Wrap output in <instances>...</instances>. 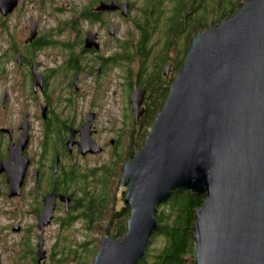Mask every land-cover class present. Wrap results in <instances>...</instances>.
Instances as JSON below:
<instances>
[{
	"label": "water",
	"instance_id": "obj_1",
	"mask_svg": "<svg viewBox=\"0 0 264 264\" xmlns=\"http://www.w3.org/2000/svg\"><path fill=\"white\" fill-rule=\"evenodd\" d=\"M17 4L0 0L1 15ZM99 10L127 17L128 4L101 2ZM107 33L114 34L111 24ZM36 34L32 20L27 42ZM84 42L99 48L92 31ZM169 71L166 64L164 75ZM144 94L138 88L131 94L136 115ZM80 138L82 155L101 152L88 131ZM17 159L6 169L9 197L19 195L25 178L27 162L19 153ZM120 185L129 209L126 234L102 238L92 264H139L157 230L158 208L176 190L205 196L195 213L194 264H264V0H245L232 17L191 38L141 149L123 164ZM59 198L67 206L69 199ZM55 200L47 195L38 217L39 263L46 259L44 228Z\"/></svg>",
	"mask_w": 264,
	"mask_h": 264
},
{
	"label": "flooded vegetation",
	"instance_id": "obj_2",
	"mask_svg": "<svg viewBox=\"0 0 264 264\" xmlns=\"http://www.w3.org/2000/svg\"><path fill=\"white\" fill-rule=\"evenodd\" d=\"M22 1L24 0H18V8L16 6L17 9L15 8L16 10L14 9L8 15L2 16L0 13V30L4 27L9 28L6 20L19 12ZM25 1L29 5H32L34 9H40L39 5L41 1H38L37 5H33L31 0ZM111 1L115 0H95L91 8V15L87 16L84 21H80L79 17L75 18L78 28L77 34L74 32V39L71 42L73 45L65 47L60 44L48 47L56 51V58H60V61H52L46 67L35 60V55L46 48L38 49L34 47V44L41 40L42 35L46 31L41 32L36 23L37 34L31 42H27L29 25L33 20L32 17L29 19L28 27L24 30V34L27 33V36L23 40L18 39L19 41H14L11 31L8 33V47L6 49L8 58L7 61L1 64L0 82L7 79L8 72L6 67L8 62L9 64L12 63L13 68L11 71L14 78L11 76V86L12 88L16 87L19 91L18 95L13 97L11 95V87L5 86L0 90V200L9 207L17 206L14 210L19 211L21 217H32L34 219L32 225L38 231L36 235L37 242L32 247L31 244L26 242L29 237H22L24 231L22 221L9 224L10 231L14 234H21L22 238L18 244V252L15 253L13 248L11 250L13 251L11 255L13 260L23 262L27 259L29 264H33L32 261H35V264H43L45 262H37L36 254L40 235L38 217L45 208L47 195L51 193L56 195L53 218L48 226L56 218L55 212L60 209H63L64 215H67L71 211V215L67 216V218H72V222L76 220L77 215L74 214L80 212L79 210H74L77 206L76 198L70 189H67L65 192L60 191L62 177L65 174H74V171L78 173L79 169H81L78 165L80 160L88 161L91 158H95L103 154L107 150V146L117 143L115 139L109 138L106 140V138H100L101 133L111 132L110 128L106 130L105 128H101L100 125L103 124V117L107 112L102 102L107 98L108 89L105 86L109 82L108 75L110 74V66L112 65V62H108L113 57L105 55L109 47L104 45V41H102L103 33L101 32L104 28H106L107 32L110 24L105 22L103 16L106 13L112 12L99 10V5L101 2L108 4ZM117 3L128 4V17L129 12L133 9L132 3L128 1ZM58 9L59 7L57 6V11ZM114 13L120 14L119 11ZM120 16L122 15L120 14ZM81 22L84 23L83 28L80 25ZM56 27L48 30H56ZM88 31L96 34V41L99 45L98 49H87L84 47V40ZM107 37L111 40L114 36L107 33ZM53 38L55 39V37ZM55 42L58 41L55 40ZM119 48L120 50L117 51L121 53L122 48L120 45ZM68 49L74 53V55L70 56V58L74 59L73 62H68L70 59L69 53H67ZM75 59L79 61L74 62ZM122 64L120 65L122 66ZM166 64H170V71L165 76L163 71ZM166 64L163 65V69L161 70V79L162 81L172 83L179 68L175 70L172 68L170 62ZM35 76H39L40 86L35 85ZM124 79L125 83L122 93H126L127 103L124 107L125 113L121 116L120 122L122 126L128 125L127 118L130 113L132 115V118H130L131 123L133 128H135L147 116V112L149 111L147 99L150 92L141 85H138L136 71H133L130 77L127 73ZM74 81H76V85ZM39 82L37 81V83ZM88 85L92 86L91 90L85 91L84 88ZM134 88L145 91L137 115L134 113L130 102ZM87 92L90 93L86 94ZM116 93H113V95L115 96ZM99 100L101 101L99 102ZM83 102L86 103V106L82 109L80 103ZM110 123L111 119H108L107 124ZM83 131H88L93 142L101 148L99 154H81L77 142L80 141V133ZM120 131L122 134L123 130L120 129ZM72 134L73 143L69 147L68 141ZM20 142H22L21 146ZM18 153L27 162L25 178L19 189V195L9 197L7 195L9 186L6 169H13L15 157ZM89 172L90 174L83 176L95 177V169H91ZM73 176L78 177L77 174ZM51 179L52 181H50ZM29 183H31V187H28ZM76 193L79 194L77 190ZM60 196L69 199L67 206L65 202L60 200ZM13 202L15 204L12 205L11 203ZM82 222L84 223V221ZM48 226L44 228V231ZM28 231L26 230V232ZM3 240L4 238L0 234V243Z\"/></svg>",
	"mask_w": 264,
	"mask_h": 264
},
{
	"label": "trees",
	"instance_id": "obj_3",
	"mask_svg": "<svg viewBox=\"0 0 264 264\" xmlns=\"http://www.w3.org/2000/svg\"><path fill=\"white\" fill-rule=\"evenodd\" d=\"M94 1L95 0L89 1V3L77 13H74V8H72L71 12L73 16L68 20L57 23L56 30H47L46 33L42 35L41 40L34 44V47L38 49H47L48 47L60 44L65 47L72 46L73 43H71V41L73 39L69 35L71 33L74 34V32L77 34L78 27L75 18L79 17L80 21H84L87 16L91 15V8ZM115 1L121 2L122 0ZM169 1L172 2L171 0ZM239 1L240 0H175L173 8L171 9V15L168 19L169 22L166 24L163 23V27H166V29L162 41L158 44H153V33L157 31L158 25L162 22V15L156 14L155 8L160 0H143V8L141 9L143 16L141 20L136 23V29L139 33L138 40L135 43L131 42V44H126V42L120 45L122 48L121 54L113 57L108 62H112L113 64L125 63L129 77L130 74H133L132 64L134 62L136 63L138 85H141L150 92L147 99L149 111L147 112V116L142 119L143 121L139 126H148L152 124L165 103L171 82L162 81V66L170 62L173 69H180L190 45L191 38L197 32L209 28L211 24L218 25L223 20L234 15L235 12L241 8L245 0ZM211 15L213 18L209 22ZM172 20H174L173 23ZM62 30L69 31L65 41L62 43L55 42L53 36H58ZM183 34H186L185 37H183ZM182 38H184L185 43L181 45ZM157 40H159V37ZM132 45L134 49L129 50L128 48ZM67 53H69V58L71 55H74L70 49H68ZM73 60V58H70L68 62H73ZM76 61L78 62L79 60L75 59L74 62ZM147 63L150 65L152 63L151 66L153 70L150 74L145 70ZM135 128L132 127L131 131H134ZM144 132H142L140 136H136L138 144L141 142L139 144L140 149L148 134V132ZM132 134L133 132L130 133V135ZM131 148L130 146L127 149L128 153H123L125 155L118 153L114 155L112 167L106 168V170L104 168L102 169V179L97 180L100 182L101 186L95 195L90 193V195H88L89 191H85V180L88 177H84L83 175L88 174L74 171V174H77L78 177H74L72 173L71 175L65 174L61 180L62 186L60 191L65 192L67 189H70L75 198L77 194L76 190L79 192V194H77L79 198H76L77 206L74 208V210L80 211L77 212V219L84 221V223L87 221L86 227L90 230L95 225L98 226L99 229L100 227L102 228L101 224L107 221L109 227L105 230L103 229V231L104 234L113 239H122L126 233V221L129 217V209L123 206L119 211L113 212V206H115L113 185L115 186L120 183L121 176L118 177V174L122 175V166L123 163L131 157ZM104 173L106 177H104ZM80 181L84 182V185H80ZM204 199V195H194L186 190H176L172 192L169 199L158 208L157 214L155 215L157 230L151 236L149 249L146 251L144 258L139 264H194L193 226L196 219V210L201 207ZM69 215H71V211L65 215L66 218L64 220H61V227L68 226L72 223V218H67ZM85 230L90 231L86 228ZM159 239L161 240L160 247L153 246V242ZM98 244L99 243L96 242L94 246ZM86 246L87 243H84L83 247L86 248ZM90 249L91 248L87 249V251L89 252ZM96 250L95 248L92 256L96 255ZM75 257L79 259L80 255L76 253L74 255V258ZM83 257L85 259L86 253ZM77 261V264H83V262ZM32 263L35 264V261H32Z\"/></svg>",
	"mask_w": 264,
	"mask_h": 264
},
{
	"label": "rangeland",
	"instance_id": "obj_4",
	"mask_svg": "<svg viewBox=\"0 0 264 264\" xmlns=\"http://www.w3.org/2000/svg\"><path fill=\"white\" fill-rule=\"evenodd\" d=\"M38 1H41L39 5L40 9H34V7L32 5H29V3H26L25 0L22 1L19 12L14 14L12 18H8L6 20L9 28L4 27L2 30H0V67H2L1 64L7 61L8 58L6 49L8 47L7 40H8L9 31H11L12 35L14 36V41H19L21 39L23 40L27 36V33L24 34V30L26 27H28L30 17H32L33 21L38 24L39 28L41 29V32H43L44 30L47 31L48 29L57 26V23L59 21L70 19V17L73 16V13L71 12L72 7H74V13H77L78 11H80L81 8H83L86 4H88L89 1L92 0H31L33 5H37ZM124 1L125 2L128 1L132 3L133 9L129 12V16H128L129 18L128 17L123 18L122 16H120V14L114 12L106 13V15L103 16L105 22L112 24V27L114 29V34L112 35L114 37H112L111 40L107 37L106 28H104L101 31L103 33L102 41H104V45H107V47H109L105 55H108L110 57H116L117 55L121 54L119 51H117L120 50L119 45L125 44L126 42H127L126 44L128 43L131 44V42L135 43L139 38V33L136 29V23L139 22L143 16L141 12V9L143 8L142 7L143 0H122L121 2ZM171 1L172 2H170L169 0H160V2L155 6L157 12L156 14L162 15L161 16L162 22L158 25L157 31L153 33V41H154L153 44H158L160 41H162V38L165 34L166 27H163V23L166 24L167 22H169L168 19L169 16L171 15V9L173 8V4L175 0H171ZM57 6L59 7L58 11H57ZM48 11H50V13H48ZM210 17L211 18H209V22L211 21L213 16L211 15ZM173 21L174 20H172V23ZM80 25L82 28L84 27L83 22H81ZM213 26H217V25L211 24V26L209 27H213ZM68 32L69 31L62 30L58 36L54 35L53 37H55L56 41L63 42L65 41ZM185 35L186 34H183V37H185ZM69 36H71L72 39H74L73 33H71ZM158 37L159 40H157ZM182 43L183 44L185 43L184 38L181 39V45ZM128 49L133 50L134 49L133 45ZM56 56L57 53L54 49L47 48L36 54L35 60L40 64L42 63V65L46 67L49 65L48 63L52 61H60V58H56ZM123 56L125 57L124 54ZM124 65L126 67V64L124 63L122 64V66L120 64L112 63V65L110 66V74L108 75L109 82L105 86V88L108 89L107 98L102 102L107 112L106 115H104L103 117V124H101L100 127L105 128L106 130L110 128L111 132L101 133L100 138H106V140H108L109 138L115 139L117 143L115 145L107 146V150L103 154L95 158H91L88 161L80 160L78 163V165L81 168L79 169L78 173L82 172L84 174H90L89 171L91 169H95V173H94L95 177L87 176L88 178H86L85 180L86 183L85 191L87 192L89 191L88 194L90 193L95 195V193L99 191L101 184L97 180L102 179L101 173L103 168L108 169L112 167L115 157L114 155H116L117 153L118 154L128 153L127 149L130 146L132 147L131 148L132 151L130 155L131 157L138 152V150L140 149L139 144L141 142L138 144V142L136 141V136H140L141 133L144 131H145L144 133L148 132L151 126V124L148 126L141 125L136 127L134 131H131L132 130L131 128L133 126L130 119L132 118V115L130 113L127 118L128 125L122 126L120 122L121 116L125 113L124 107L126 106L127 103L126 93L125 94L124 92L122 93L123 85L125 83L124 77L127 75V71H126L127 68H125ZM151 65L147 63L145 66V70L149 74L152 73L153 70V67ZM136 67H137L136 63L134 62L132 64L133 71H136ZM12 68H13V64L12 63L9 64L8 62V65L6 67L8 72L7 79L5 81L0 82V90L5 86L7 87L9 86L11 87V95L13 97H16V95H18L17 93L19 90L16 89V87L12 88L11 86V82H12L11 76L14 78L11 71ZM91 87H92L91 85H88L87 87L84 88V90L85 91L91 90ZM115 92L117 93L114 96L113 93ZM89 93L90 92H87L86 94ZM100 101L101 100H99V102ZM80 106L83 109L85 108L86 103L84 102L80 103ZM108 119H111L110 124H107ZM123 120L125 119L123 118ZM120 129L123 130L122 134ZM131 132H133L132 135H130ZM121 174H122V170H121ZM120 176L121 175L118 174V177ZM104 177H106L105 173H104ZM50 181H52V179ZM80 185H84V182L80 181ZM28 187H31V183L28 184ZM113 188H114L113 190L115 197L114 199L115 206H113V210H114L113 212H117L120 210L121 207L125 206L124 205L125 189L121 187L120 183L116 184L115 186L113 185ZM76 198H79L77 194H76ZM11 204L13 205L15 204V202ZM16 207L17 206L9 207L7 204H5L0 200V234L4 238L3 242L0 243V264H29L27 259L21 262L20 260H13V258L11 257L13 253V251H11L12 248L13 250H15V253H17L19 249L18 244L22 238H21V234H14L10 231L9 229L10 223L22 221V224L24 226L22 237L23 238L29 237V239L26 242L31 244L32 247H34V245L37 242L36 235L38 231L32 225L34 219L32 217H21L20 212L14 210V208ZM77 214L78 213H75L74 215ZM55 216L56 218L54 219V221L44 231L43 239H44V249L46 251V259L43 264H77L78 262L77 260L83 262V264H92L94 260V256H92L94 249L96 248L97 249L96 252H97L102 238L108 236L104 234L103 231V229L105 230L109 227L108 222L106 221L105 223L101 224L102 228L100 227V229L98 226L95 225L90 230L89 228L86 227L87 221L83 223L80 219H76L70 225L61 227V220H64L66 218V216L63 214V209L56 211ZM85 228L90 231L85 230ZM26 230L29 231L26 232ZM96 242L99 243L98 245H96L97 247L94 246ZM84 243H87L86 248L83 247ZM160 243H161L160 239L155 240L153 242V246L160 247ZM89 248L91 249L88 252L87 249ZM3 250H5V252H3ZM74 252L75 254L77 253L80 255L79 259H76V257L74 258L75 255ZM85 253H86V257L84 259L83 255Z\"/></svg>",
	"mask_w": 264,
	"mask_h": 264
},
{
	"label": "bare ground",
	"instance_id": "obj_5",
	"mask_svg": "<svg viewBox=\"0 0 264 264\" xmlns=\"http://www.w3.org/2000/svg\"><path fill=\"white\" fill-rule=\"evenodd\" d=\"M150 130V129H149ZM149 130H148V132H149ZM19 159H17L15 162H14V164L15 165H17V161H18ZM122 170H123V168H122Z\"/></svg>",
	"mask_w": 264,
	"mask_h": 264
}]
</instances>
